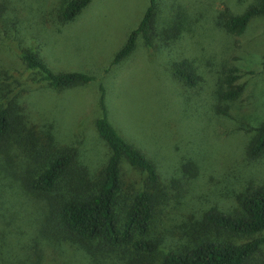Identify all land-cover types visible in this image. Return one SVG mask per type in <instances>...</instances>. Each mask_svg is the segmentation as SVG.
Instances as JSON below:
<instances>
[{
  "label": "trees",
  "instance_id": "1",
  "mask_svg": "<svg viewBox=\"0 0 264 264\" xmlns=\"http://www.w3.org/2000/svg\"><path fill=\"white\" fill-rule=\"evenodd\" d=\"M90 1L64 0L56 11L55 28L72 21ZM10 4L11 0H0V29L9 28L21 41L17 18L6 17ZM260 15H264V0H255L239 13L223 8L212 21L219 31L235 37L251 18ZM155 17L156 2L148 0L137 25L114 53L111 65L132 53L138 35L146 49H157V45L169 49L181 38L185 26L180 19L159 28ZM17 55L25 68L37 71L40 80L56 91L93 79L78 70L52 71L37 48H21ZM170 59L178 90L199 85L202 73L196 58ZM235 59L215 62L216 77L209 98L217 115L226 116L225 103L237 99L242 91ZM260 64L264 66V52ZM8 71L0 69V264H69L57 257L65 251L79 256L84 264H152L153 258L158 264H264V173L244 181L232 211L192 201L198 207L181 212L184 240L160 246L150 236L152 229L165 233V226L155 224L162 225L173 210H180L179 198L185 189L179 181L171 186L178 178L174 175H195L199 164H179L177 172L170 173L169 186L162 183L152 159L124 138L108 119L101 87L100 112L92 128L104 152L96 166H91L75 147L59 143L42 129L45 125H40L37 114L21 97L24 91L17 90L15 82L6 81L10 78ZM254 130L242 148L241 160L249 163L264 154V122ZM124 165L132 175L123 170ZM184 166L191 169L186 171ZM22 203L32 206V214L23 216L12 210ZM218 232L244 239L220 237ZM17 245L21 254L19 250L16 255L4 251V247Z\"/></svg>",
  "mask_w": 264,
  "mask_h": 264
},
{
  "label": "rangeland",
  "instance_id": "2",
  "mask_svg": "<svg viewBox=\"0 0 264 264\" xmlns=\"http://www.w3.org/2000/svg\"><path fill=\"white\" fill-rule=\"evenodd\" d=\"M63 1L11 0L6 17L17 18L22 40L9 28L0 29V69L10 70L6 81L15 82L17 90L24 91L21 97L37 114L40 125H45L42 129L59 143L75 147L91 166H96L104 149L92 126L100 112L98 97L102 87L108 119L124 138L152 159L162 183L169 186L170 173L177 172L179 164H199L195 175H174L178 180L171 182L172 187L178 181L185 185L179 198L181 208L173 210L162 225L155 224L166 230L162 233V229H152V239L158 240L160 246L183 241L181 212L198 207L192 201L226 212L234 210L237 191L244 181L264 173V154L251 163L241 160L243 145L264 122V66L260 64L264 15L251 18L235 37L219 31L212 19L223 8L239 13L255 0H155V24L161 28L180 19L185 26L181 38L169 49L160 45L146 49L138 35L132 53L114 65L110 64L114 53L137 25L148 0H91L72 21L56 29V11ZM24 47L37 48L54 72L78 70L91 74L93 79L56 91L40 80L37 71L20 62L17 52ZM233 56L242 91L237 99L225 103L227 115L221 116L212 111L209 91L216 77L215 62ZM193 57L202 73L200 83L187 91L178 90L170 58ZM188 166H184L186 171L191 169ZM123 170L132 175L128 166L124 165ZM12 210L28 216L33 208L22 203ZM171 230L173 233H169ZM217 235L244 239L222 232ZM18 250L21 254L18 245L4 247L12 255ZM58 255L69 264H84L72 253ZM153 259L152 264H158Z\"/></svg>",
  "mask_w": 264,
  "mask_h": 264
}]
</instances>
